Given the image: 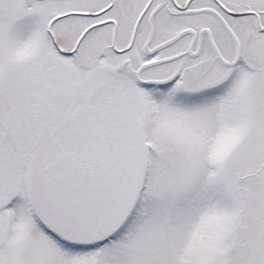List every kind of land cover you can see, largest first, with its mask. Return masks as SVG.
<instances>
[{"label": "snow or ice", "instance_id": "snow-or-ice-1", "mask_svg": "<svg viewBox=\"0 0 264 264\" xmlns=\"http://www.w3.org/2000/svg\"><path fill=\"white\" fill-rule=\"evenodd\" d=\"M0 264H264V0H0Z\"/></svg>", "mask_w": 264, "mask_h": 264}]
</instances>
